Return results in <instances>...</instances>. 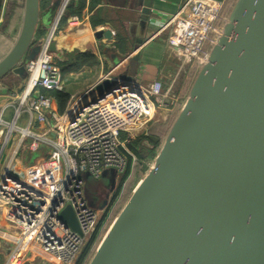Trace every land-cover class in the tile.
<instances>
[{
  "label": "water",
  "instance_id": "95a60500",
  "mask_svg": "<svg viewBox=\"0 0 264 264\" xmlns=\"http://www.w3.org/2000/svg\"><path fill=\"white\" fill-rule=\"evenodd\" d=\"M41 1L24 0L19 35L0 60V91L10 74L27 78L25 65L39 53ZM132 2L145 19L152 0ZM4 10L0 0V17ZM95 36L114 39L109 28ZM51 51L61 54L54 41ZM132 74L122 80L135 81ZM119 80L105 77L79 102H97ZM116 176H102L111 192ZM61 217L81 234L71 207ZM86 264H264V0H236L225 15L153 168Z\"/></svg>",
  "mask_w": 264,
  "mask_h": 264
},
{
  "label": "built area",
  "instance_id": "2783aa9c",
  "mask_svg": "<svg viewBox=\"0 0 264 264\" xmlns=\"http://www.w3.org/2000/svg\"><path fill=\"white\" fill-rule=\"evenodd\" d=\"M72 1L61 0L54 24L40 41L39 53L25 65V83L19 92L7 93L0 105V165L7 153L0 169V218L17 234L4 264H24L33 255L42 260L47 257L51 264H75L104 214L124 195L130 175L115 197L127 170V156L133 162L136 159L128 147L134 134L156 118L158 109L175 111L179 106L174 83L165 87L158 79L147 85L119 80L118 87L97 102L82 105L79 95L60 113L56 100L44 92L63 91L62 70L51 44ZM223 10V1L185 0L178 13L161 26L157 35L170 30L167 42L180 54L181 69L204 64L221 33ZM68 22L77 23L79 17L70 16ZM41 150L46 152L44 157L33 163L27 159ZM112 169L117 176L109 207L105 211L90 208L83 175L99 179ZM68 207L81 234L61 217Z\"/></svg>",
  "mask_w": 264,
  "mask_h": 264
},
{
  "label": "crops",
  "instance_id": "0c3cea01",
  "mask_svg": "<svg viewBox=\"0 0 264 264\" xmlns=\"http://www.w3.org/2000/svg\"><path fill=\"white\" fill-rule=\"evenodd\" d=\"M58 1L61 2L41 1V10L45 17L38 31V44L55 22L59 10L55 5ZM216 1L224 2L225 15L236 2ZM184 2L185 0H152L150 13L142 19L143 7L137 6L132 0H73L68 9L69 12L75 11L72 16H78L79 22L74 24L68 22L70 16H67V9L66 16L59 22L54 37L55 46L61 53L57 54L56 58L63 74V91L71 99L87 92L107 76L122 80L129 78L132 71L135 81L143 85L158 79L165 87L173 83L175 86L187 68L181 69L180 54L169 47L167 38L170 30L159 35L157 32L178 13ZM4 5L5 10L0 17V60L9 52L19 35L24 0H4ZM107 28L112 30L113 40L96 38L97 31ZM77 54H84L86 57L77 61L75 59ZM14 76L19 77L17 74ZM25 81L26 78H22L16 87L5 85L6 88L0 91V105L7 100V93L19 92ZM97 94L95 90L92 93L94 96ZM90 100L88 97V101ZM175 111L167 108L158 109L156 118L149 127H146L147 129L145 128L146 140L149 139L148 135L153 134L152 129L157 131L156 129L165 128L169 117H172L171 114ZM15 235L16 231L0 218V258L3 257L4 262ZM45 258L47 257H44V262L43 258L33 255L24 264H51Z\"/></svg>",
  "mask_w": 264,
  "mask_h": 264
},
{
  "label": "rangeland",
  "instance_id": "374dc122",
  "mask_svg": "<svg viewBox=\"0 0 264 264\" xmlns=\"http://www.w3.org/2000/svg\"><path fill=\"white\" fill-rule=\"evenodd\" d=\"M197 70H198L197 68H195L193 70L185 69L184 72L180 75L179 81L175 84L173 90L180 97L179 106L175 112H172V114H171L172 117H169L170 120L168 121V125H166L165 130H163L161 132L155 131L154 133H156V134H154L152 132L153 134L151 136L158 138L159 141L153 142L149 139L146 140V138L144 136L145 129L139 133L134 134L135 140H139V143H140L139 147H140L142 157L141 158L136 157L135 161L133 162V167L131 169L130 177H129L127 184H126L124 195L122 196L120 202H118V204L112 209L113 211L111 209H109V211L110 210L111 211L110 212L108 211L105 222H104L102 228L99 230L95 241L93 242V245L91 247V250L89 252V255H88L86 261H88L89 258H91V256L95 253L96 249L98 248V246L101 243L102 239L104 238L105 234L109 230L110 226L114 222L117 215L120 213V211L123 208V206L125 205V203L130 198L134 189L144 179V177L147 175V173L154 166L156 157L161 150V147L164 143V140H165L170 128L172 127V124H173L180 108L182 107L184 100L189 95L191 86H192L194 79L196 77V74H197ZM21 79H22L21 76L16 78L14 76V74H10L6 79H4L2 84L12 86V87H16L19 85L18 83H20ZM150 125H151V123H149L147 125V127H149ZM6 155H7V153H5V155H4V158H3L1 165H0V169H1V167L5 161ZM45 155H46V152L41 150V151H37V152L32 153L31 155L28 156L27 159H30L29 161L31 163H33L35 160L40 159V158L44 157ZM83 178L85 181V184H84L85 201L90 208L95 209V210H99L98 205H97L98 202L95 205V207L92 206V203L94 202L95 198H99L101 200L106 196V194L109 191V178L108 177H106V178L101 177L99 179H96V178L92 177L89 180H86L84 175H83ZM96 206H97V208H96ZM109 217H110V219L108 220V222H106ZM39 254H41V256H45L41 252ZM42 261H44V260H42ZM3 263H4V260L2 257V258H0V264H3Z\"/></svg>",
  "mask_w": 264,
  "mask_h": 264
},
{
  "label": "trees",
  "instance_id": "16d2710c",
  "mask_svg": "<svg viewBox=\"0 0 264 264\" xmlns=\"http://www.w3.org/2000/svg\"><path fill=\"white\" fill-rule=\"evenodd\" d=\"M75 11H71L69 12V9H68V14L67 16H72L74 15ZM68 57L71 56V55H67ZM74 57V56H73ZM83 57H86V55L84 54H77L75 55V59L77 61L81 60V58ZM47 95L49 96H52L55 100H56V103L58 105V111L60 113H64L66 108H67V105H68V102L70 100V96L68 94H66L64 91H46L45 92ZM157 131L156 132H161L163 130H165V128H161L160 130L156 129ZM152 132L154 133L155 130L153 129ZM156 134V133H154ZM126 135L125 134H122V137L124 138ZM139 140H132L129 144H128V147L129 149L134 153V155L138 158H141L142 157V154H141V151H140V147H139ZM127 159H128V165H127V170L121 180V183L119 184L118 188L116 189V194H115V197H117V195L119 194L120 190H121V187H122V183L127 179V177L130 175V172H131V167H132V157L130 156H127ZM107 216V212L104 214L103 218L101 219L99 225H98V228L96 230V232L94 233V235L92 236V238L89 240V242L87 243V245L84 247L81 255L79 256L78 260L76 261L75 264H85L86 260H87V257L89 255V252L91 250V247L93 245V242L97 236V233L100 229V227L102 226L105 218Z\"/></svg>",
  "mask_w": 264,
  "mask_h": 264
},
{
  "label": "flooded vegetation",
  "instance_id": "af4514ba",
  "mask_svg": "<svg viewBox=\"0 0 264 264\" xmlns=\"http://www.w3.org/2000/svg\"><path fill=\"white\" fill-rule=\"evenodd\" d=\"M112 193H113V191L111 192L110 189H109V191L106 194V196L103 199H101V200L99 199L98 200V204H97L98 206L103 205L104 201L107 202L103 209H99L100 211H105L109 207V205L111 203Z\"/></svg>",
  "mask_w": 264,
  "mask_h": 264
},
{
  "label": "bare ground",
  "instance_id": "6f19581e",
  "mask_svg": "<svg viewBox=\"0 0 264 264\" xmlns=\"http://www.w3.org/2000/svg\"><path fill=\"white\" fill-rule=\"evenodd\" d=\"M153 168V167H152Z\"/></svg>",
  "mask_w": 264,
  "mask_h": 264
}]
</instances>
